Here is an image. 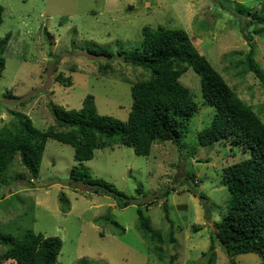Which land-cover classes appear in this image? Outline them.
Wrapping results in <instances>:
<instances>
[{
  "label": "rangeland",
  "instance_id": "1",
  "mask_svg": "<svg viewBox=\"0 0 264 264\" xmlns=\"http://www.w3.org/2000/svg\"><path fill=\"white\" fill-rule=\"evenodd\" d=\"M0 5V40L10 35L0 74V129L14 122V112L45 131L54 125L50 103L78 111L87 95L94 97L99 115L126 122L130 86L146 80L148 72L129 66L118 52L140 47L145 26L183 29L264 123V85L241 64L251 49L241 30L262 26L246 27L253 14L262 13L264 0H0ZM252 37L253 57L264 74V36ZM94 46L112 56L93 55L88 48ZM59 73L69 78V87L56 80ZM180 82L191 91L198 111L178 145L156 142L146 157L117 145L96 150L80 165L132 198L130 206L119 208L112 197L70 183V171L78 166L73 148L48 139L36 180L16 156L0 183V234L17 237L29 229L59 238L55 264H209L212 253L213 264H261L254 253L231 258L215 238L229 197L222 170L249 152L230 142L198 144L197 134L211 124L215 108L203 103L200 77L191 68ZM138 186L143 196L136 194ZM138 207L152 230L161 233L162 241L155 244L160 251L142 238ZM108 214L124 228L122 234L102 221Z\"/></svg>",
  "mask_w": 264,
  "mask_h": 264
},
{
  "label": "trees",
  "instance_id": "2",
  "mask_svg": "<svg viewBox=\"0 0 264 264\" xmlns=\"http://www.w3.org/2000/svg\"><path fill=\"white\" fill-rule=\"evenodd\" d=\"M261 11L253 14V20L246 26L261 27L252 32L241 30L242 37L251 47L241 64L246 72L253 73L264 85V74L254 60L252 49V36H264V5ZM2 14L3 7L0 5V25ZM141 35L140 47L118 52L123 55L126 64L148 72L146 80L130 86L132 104L127 121L99 115L92 95L85 97L78 111L64 110L50 103L54 125L45 131L35 128L27 117L12 112L14 122L0 129V183L5 181L16 156L19 157L20 166L36 180L46 142L53 139L73 148V159L78 166L70 171V183L89 187L95 195L110 196L119 208H127L132 198L105 180L93 177L80 165L92 160L96 150L117 145L131 148L135 155L142 157L150 154L156 142L178 145L188 129L190 118L198 111L191 91L180 82L182 74L191 68L200 77L203 103L215 108L211 124L197 134L198 144L209 146L217 142H230L249 152L248 158L222 170V183L229 197L226 211L215 225V238L231 258L238 254L254 253L264 264V123L197 51L183 29L162 26L151 29L145 26ZM9 40V34L0 40V74L4 70L3 54ZM88 51L97 56H112L104 47L94 46ZM238 54L244 55L242 52ZM108 66L105 65L104 69ZM56 80L66 82V87L70 86L67 83L69 78H64L60 73ZM9 98L14 96L9 95ZM21 104L24 105L23 102ZM189 177L195 180L194 176ZM136 194L143 196L140 186L136 188ZM164 211L165 220H168L165 208ZM205 213H208L207 209ZM136 214L142 238L155 252L160 251L155 244L162 241L161 233L152 230L141 208L136 209ZM102 221L110 224L118 233L124 232V228L109 214ZM168 236L169 242L174 243L172 230ZM0 246L4 249L0 253V264L8 261L14 264H55L62 242L57 237L45 238L27 229L17 237L0 234ZM213 256L212 253L209 264H213ZM79 264L90 263L81 260Z\"/></svg>",
  "mask_w": 264,
  "mask_h": 264
}]
</instances>
